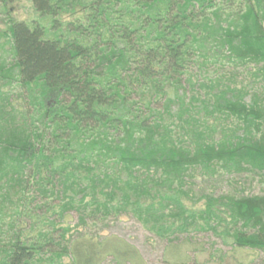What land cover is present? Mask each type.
Returning <instances> with one entry per match:
<instances>
[{
	"label": "trees",
	"instance_id": "trees-1",
	"mask_svg": "<svg viewBox=\"0 0 264 264\" xmlns=\"http://www.w3.org/2000/svg\"><path fill=\"white\" fill-rule=\"evenodd\" d=\"M29 1L49 23L10 19L0 58V264H144L71 214L264 254V195L187 204L196 175L264 188V0Z\"/></svg>",
	"mask_w": 264,
	"mask_h": 264
},
{
	"label": "rangeland",
	"instance_id": "rangeland-1",
	"mask_svg": "<svg viewBox=\"0 0 264 264\" xmlns=\"http://www.w3.org/2000/svg\"><path fill=\"white\" fill-rule=\"evenodd\" d=\"M67 17L64 16L63 19ZM10 19L49 23L48 20L40 19L29 0L0 2V58L8 49L5 42L9 41L3 33L7 32ZM25 104L27 105L26 101ZM190 186L187 204L196 202L205 192L216 196L221 194L264 195L259 176L249 172L235 171L232 174L214 178L196 175ZM201 204L202 201H199L196 206L199 207ZM65 221L64 226H68L67 237L72 239L80 236L92 237L96 243L103 239L110 240L111 243L118 240L134 248L144 264H264L263 253L236 248L231 245L230 238L225 237L222 240L212 232L177 233L174 238L163 239L147 231L130 215L112 217L97 225L89 223L87 226H78V218L75 214L66 217ZM60 261L62 262L59 264H72V260L68 257H63ZM99 264H117V262L111 255L104 254Z\"/></svg>",
	"mask_w": 264,
	"mask_h": 264
}]
</instances>
